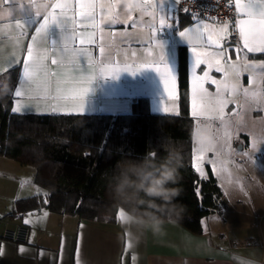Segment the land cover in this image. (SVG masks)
I'll use <instances>...</instances> for the list:
<instances>
[{"label":"crops","instance_id":"obj_1","mask_svg":"<svg viewBox=\"0 0 264 264\" xmlns=\"http://www.w3.org/2000/svg\"><path fill=\"white\" fill-rule=\"evenodd\" d=\"M22 2L26 3L27 0H22ZM39 2L40 0H37V3ZM45 2L50 4L53 0H41V3ZM70 2L75 4L76 0H70ZM100 2L106 5L105 18L109 11L108 5H114L112 13L118 15L121 21L128 15L131 16L127 24L121 22L111 28L106 24L100 25L104 29L103 35L107 44L113 46L119 44L121 48L126 49L133 40H147L149 29L139 23L141 12L139 10L129 12L124 8L125 4L143 3L144 0H100ZM174 7L175 5L169 3L171 12L174 11ZM13 14L14 10L11 5L0 4V65L4 67H7V62L14 57L23 61V47L29 43L28 38H23L20 41V47H17L16 36L19 30L15 27V21L11 19ZM15 14L18 19L21 18L18 12ZM47 14L42 8L41 16L37 18L38 22L42 20L43 15ZM148 19L147 15L143 16V20ZM132 21H138L136 28L131 27ZM27 22L31 27L36 20L30 19ZM191 23L190 16H179L181 29ZM36 26L38 25H33L28 29L29 35L33 33ZM80 30L83 31V29ZM61 31L59 27L52 25L48 30L47 39L50 42L59 43ZM178 31L176 27L163 28L157 35V39L163 44L165 61L177 76L175 84L169 85V89L176 97L175 100L165 89L159 74L150 68L142 69L135 74L121 72L116 78L102 77L98 72H84L82 75L94 77L92 82L70 81L63 86L62 96L65 98L60 100L45 99L43 93L37 94L30 90L35 85L26 84V95L23 100L26 107L19 114L125 115L130 114L135 109V103L142 99L143 106L152 112L174 115L171 113L180 112L178 61L180 48H184L189 83L188 107L192 117L191 54L189 46L179 36ZM99 34L97 32L98 36ZM256 39L264 43V33H258ZM71 46L80 47L78 41ZM133 47L142 49L146 45L136 43ZM92 54L94 61L103 60L98 47H92ZM59 55L57 52L58 58ZM244 55H247L250 61L264 60V53L241 54V67L238 69L241 88L235 96L230 97V102L224 108V124H221L219 120L211 121L212 131H223L229 134L225 135V149L228 145L233 147L238 144L242 149L244 144L249 143V132L243 126L241 127L243 129L240 134L241 139H236V120L251 114L252 119L264 122V69L246 70L243 65ZM233 60H236L235 56ZM67 64L68 59H65V65ZM80 65L81 67L87 66V61L83 57L80 59ZM50 68L52 71H57L55 65H50ZM211 74L216 77L220 76L214 71ZM10 76H14L13 86H16L21 78L19 64L9 68L8 72L4 73V79H0V83H5ZM253 76H255L254 80ZM222 81L219 82L221 89ZM206 87H209V91L212 90L210 86L206 85ZM245 88L249 90L248 95L244 94L243 89ZM74 89H90V91H81L77 100L73 99L77 96ZM13 104L14 98L10 96V110ZM54 106L55 111H53ZM165 108L168 109L167 112ZM192 120L195 124V130H192V141L197 142L193 145L198 148L203 133L199 132L200 121H194L193 117ZM247 162L249 164V159H244L235 162V165L237 167L242 165L246 169L255 168L253 164L249 166ZM191 163L193 166L194 156H191ZM218 163L217 166L211 163L209 166L224 194L225 205L204 216V220V217L201 218V228L198 232H193L172 219L153 233L134 220L133 215L123 208L118 210L123 212L126 219L119 221L117 212L109 219H86L75 213L58 212L46 207L47 191L43 192L44 188L35 182V168L30 165L33 167L30 171L28 164H22L0 153V214L6 216L18 212L24 213L17 223L27 229L25 240H14L0 235V246H2L0 264H76L77 259L80 264H264V231L256 234L249 228L256 225L254 221L256 222L258 217L261 221L264 219V212L258 214L264 211V192H262L264 189L253 187L243 191L244 196L240 194L241 192L238 193L234 186L228 190L225 189L223 181L228 182V179L225 177L226 179L221 180L219 174L221 175L225 169L229 171L228 168L232 165H228L224 160H218ZM204 169L206 173L203 177L207 174L205 167ZM256 173L264 178V171L260 170ZM34 195L40 198L33 204L29 202L18 204L17 202L19 199ZM45 213H47L46 216ZM213 216L217 219L212 220ZM25 220L29 222L26 224ZM9 227L14 228L15 226L11 224ZM126 240L129 244L127 248L125 247ZM21 248L24 249L23 252L20 251ZM77 249H79V256L76 255Z\"/></svg>","mask_w":264,"mask_h":264},{"label":"snow or ice","instance_id":"obj_2","mask_svg":"<svg viewBox=\"0 0 264 264\" xmlns=\"http://www.w3.org/2000/svg\"><path fill=\"white\" fill-rule=\"evenodd\" d=\"M195 0H144L143 3L125 4L126 11L139 10L142 14L139 23L149 29L147 40H133L128 47L121 48L119 44L113 46L105 42L103 35L104 29L100 26L106 24L109 28L117 23L127 24L131 16L128 15L121 21L118 15L112 13L114 5H108L107 18L105 13L106 5L100 0H76L72 4L70 0H54L53 3H37V0H0V4L11 5L14 14L11 19L15 21V27L19 30L16 36L17 47L20 41L28 38L29 43L23 47L24 59L18 57L7 62V67L0 65V79H4V73L8 72L13 65L21 66V78L16 86L11 84L9 95L14 98L11 109L14 113H19L26 107L23 100L26 95L25 85H35L30 90L39 94L43 93L45 99L60 100L64 85L70 81L77 83H91L92 75H82L84 72H98L102 77L116 78L121 72L135 74L142 69L150 68L155 70L165 89L173 100L175 95L169 89V85L175 84L177 76L170 69L165 61L163 44L157 39L158 33L163 28L176 27L179 36L189 46L191 54L190 72L192 76V96L191 115L194 121H213L219 120L224 124V108L230 102V97L235 96L240 90L238 69L241 67V54L243 53H264V43L256 39L258 33H264V0H215L216 8L223 3L222 15H203L198 14L191 7ZM169 3L181 5L178 11L189 14L192 23L184 28L179 27V16L177 12L169 10ZM50 8L47 15L41 16V9ZM33 9L35 11L33 12ZM216 9H214L215 11ZM21 17L17 18V13ZM147 15L148 20H143ZM99 17V19H98ZM35 19L36 23L29 27L28 20ZM33 25H38L29 35L28 29ZM52 25L59 27L61 39L59 43L50 42L47 33ZM138 21H132L131 27L136 28ZM80 29H83L81 31ZM92 29V31H89ZM99 32V36L97 35ZM80 47H72L75 42ZM124 43V42H121ZM144 44L142 49L134 48L133 44ZM92 47H98L103 60L94 61ZM59 52V58L57 57ZM70 54V58H69ZM233 56L236 60H233ZM83 57L87 61L86 67H81L80 59ZM65 59L68 64L65 65ZM50 65H55L57 71H52ZM245 69H264V60L256 62L248 60L247 55L243 56ZM63 70V72L61 71ZM219 73L220 76H213L212 72ZM67 76V78H63ZM255 79V76L252 77ZM234 81L235 91L226 92L220 88V81ZM211 91H209V87ZM79 99L81 91L89 92L90 89H74ZM244 94L248 95L249 90L243 89ZM31 98V97H30ZM78 107H82L77 105ZM55 106L53 111H55ZM166 112L167 108L164 109ZM171 114L179 115L178 111ZM218 135V131H217ZM226 136L229 134L226 132ZM253 152H257L260 145H264V140L250 139ZM229 147H231L229 145ZM235 151L249 157L250 153L238 147ZM196 163L193 164L195 171L203 177L205 174L202 168L203 153L199 150L193 153ZM210 163L212 161H209ZM47 213H45V216ZM119 221L126 219L121 210L117 211ZM212 220L217 217L213 216ZM29 221L25 220L27 224ZM202 221V225H203ZM129 246L127 240L125 247ZM24 251L23 248L20 249ZM2 254V246H0ZM79 256V249H77ZM76 264H80L77 259Z\"/></svg>","mask_w":264,"mask_h":264},{"label":"trees","instance_id":"obj_3","mask_svg":"<svg viewBox=\"0 0 264 264\" xmlns=\"http://www.w3.org/2000/svg\"><path fill=\"white\" fill-rule=\"evenodd\" d=\"M178 61L179 115L159 114L140 99L130 114H19L10 110L14 76L0 83V153L35 168L34 180L47 191L46 207L86 219H109L119 208L137 213L146 198L136 185L163 166L176 170L185 205L182 219L193 232L200 220L224 206L226 199L209 165L199 177L192 166L189 83L184 48ZM6 93V95H5ZM130 185L119 191L122 181ZM39 196L17 200L33 204ZM159 203V201H157Z\"/></svg>","mask_w":264,"mask_h":264},{"label":"rangeland","instance_id":"obj_4","mask_svg":"<svg viewBox=\"0 0 264 264\" xmlns=\"http://www.w3.org/2000/svg\"><path fill=\"white\" fill-rule=\"evenodd\" d=\"M251 114H247L243 116L242 119L236 120L235 124V137L236 139H241V132H243L242 126L247 129L249 132V143L246 145L244 144L243 148L245 151L250 153L251 158L244 157L240 154H238L235 149L238 147V149L242 150L239 146L240 144L229 147L227 146V149H225V133L223 131H217L213 130L211 125L212 122H202L200 121V129L199 132L203 133L202 140L199 141L200 145L199 147H195L193 144H196L197 142L192 141V130H195V124H192L191 129V141H192V156H193V149L194 151L199 150L203 153V162H202V168L204 174L206 165L211 164L214 166H217L218 160H224L225 163L228 165H232V167H229V171L225 169L220 176V179L223 180V178L227 177V181H223V185L225 186V189H229L230 187L234 186V189L237 190V192H241L240 194L244 196V192L246 190L252 189L253 187H258L260 189H264V178L260 177L259 173H256L257 171H264V167L261 168V166H264V145H260L257 152H253L250 144V139L255 138L257 140H264V122L257 121V119H252ZM211 127V128H210ZM244 159H249L250 166L253 164L255 167L254 169H245L242 165H238V167L235 165V162L243 161ZM194 163H196L194 159ZM219 164V163H218ZM246 164V163H245ZM244 164V165H245ZM28 169L31 171L33 170L32 166H27ZM248 167V166H247ZM217 168V167H216ZM260 168V170H259ZM218 169V168H217ZM226 179V178H225ZM234 181V182H231ZM45 192V189L42 190ZM244 191V192H243ZM264 192V191H262ZM264 211H260L258 214H261ZM205 217L203 218V220ZM254 224L252 227H249L252 229L253 233L260 234L262 231H264V219L262 221L260 220V217H258L257 221H254ZM11 233V232H9ZM10 235V234H9Z\"/></svg>","mask_w":264,"mask_h":264},{"label":"clouds","instance_id":"obj_5","mask_svg":"<svg viewBox=\"0 0 264 264\" xmlns=\"http://www.w3.org/2000/svg\"><path fill=\"white\" fill-rule=\"evenodd\" d=\"M54 2V0H53ZM50 8L44 7V13L47 14ZM222 90L232 92L236 90L234 81L223 80ZM6 95V93H5ZM158 175L153 172L147 173L143 177V181L136 185L138 189L143 190L146 198L137 199L138 205H146V208L137 213L135 209L130 215L138 223L143 224L149 231L153 233L159 229L164 223L172 219H182L183 212L187 210L185 205H180L177 202V197L180 195V190L167 187L169 184L176 183V170L166 166L157 170ZM130 181L125 179L119 186V191L130 185ZM159 201V203L157 202ZM127 211V209H126Z\"/></svg>","mask_w":264,"mask_h":264},{"label":"built area","instance_id":"obj_6","mask_svg":"<svg viewBox=\"0 0 264 264\" xmlns=\"http://www.w3.org/2000/svg\"><path fill=\"white\" fill-rule=\"evenodd\" d=\"M183 6H184L183 4L179 6L175 5L173 12H177L176 14L178 16L180 15L190 16L189 14H185L182 11H178L179 7H183ZM191 7L198 14L217 15V16L223 14V3L221 2L219 8H216L215 0H195L194 4H192ZM214 9L216 10L214 11ZM23 214L24 213L22 212H18L6 216L0 214V235L2 237L11 238L14 240H25L27 236V229L23 225L17 223V221L21 216H23ZM11 224H14L15 227L10 228L9 226Z\"/></svg>","mask_w":264,"mask_h":264}]
</instances>
